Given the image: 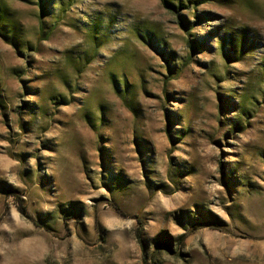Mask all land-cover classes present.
Listing matches in <instances>:
<instances>
[{
  "label": "rangeland",
  "instance_id": "374dc122",
  "mask_svg": "<svg viewBox=\"0 0 264 264\" xmlns=\"http://www.w3.org/2000/svg\"><path fill=\"white\" fill-rule=\"evenodd\" d=\"M3 1L0 264H264V0Z\"/></svg>",
  "mask_w": 264,
  "mask_h": 264
},
{
  "label": "trees",
  "instance_id": "16d2710c",
  "mask_svg": "<svg viewBox=\"0 0 264 264\" xmlns=\"http://www.w3.org/2000/svg\"><path fill=\"white\" fill-rule=\"evenodd\" d=\"M159 1L165 9H167L168 11H170L174 14H179L181 10H183L185 8H189L190 4L193 3L192 0H159ZM38 4L40 7L41 15H44L46 12L45 11L46 6L42 3V0H38ZM7 12H8V5L3 0H0V28L4 27V24H3L4 20L3 19H5ZM41 17H43V16H41ZM42 22H43V20H42ZM179 23L186 28V31L189 35L192 34L191 29L187 28L185 26L183 20L180 19ZM197 41L198 40L195 38H193V39L189 38L188 39V45L191 48L192 52H195L198 48V45H197L198 42ZM22 210L24 211L25 209H22Z\"/></svg>",
  "mask_w": 264,
  "mask_h": 264
}]
</instances>
